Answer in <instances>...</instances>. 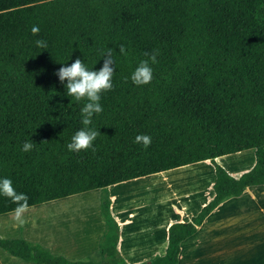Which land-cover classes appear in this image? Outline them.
<instances>
[{"label": "trees", "instance_id": "trees-1", "mask_svg": "<svg viewBox=\"0 0 264 264\" xmlns=\"http://www.w3.org/2000/svg\"><path fill=\"white\" fill-rule=\"evenodd\" d=\"M38 39L48 48L37 47ZM109 48L113 89L101 94L103 111L92 117L90 127L100 132L95 152L69 151L87 101L65 95L55 72L78 57L98 70ZM157 49L152 81L135 85L132 72L145 52ZM138 134L151 137L147 148L135 142ZM25 141L33 144L28 152ZM252 148L255 163L239 177L215 160ZM203 160L215 167L214 197L191 221L169 226L164 255L128 262L119 250L121 226L108 187ZM5 177L27 195L28 206L101 188L106 231L100 264H178L182 241L220 203L264 184V0H0ZM16 207L0 195V213ZM0 246L40 264H97L23 239H0Z\"/></svg>", "mask_w": 264, "mask_h": 264}, {"label": "crops", "instance_id": "crops-1", "mask_svg": "<svg viewBox=\"0 0 264 264\" xmlns=\"http://www.w3.org/2000/svg\"><path fill=\"white\" fill-rule=\"evenodd\" d=\"M247 151L251 153L255 149L227 154L215 160L219 163L220 160L234 158V161L226 162L225 166L221 165L232 176L239 177L256 160L252 154L246 159V166H243V161L235 160L239 154ZM201 164H209L214 170L192 168ZM215 181L213 162L203 160L110 185L108 189L112 199V212L121 226V254L130 263L150 262L154 256L164 255L168 245L169 226L176 222L191 221L214 197ZM80 194L88 195L89 200H48L28 206L19 219L15 209L0 213V239H23L41 244L51 253L70 260H92L100 264L103 259L100 244L106 231V221L101 210L102 189L95 188ZM263 199L264 184L249 186L242 195L230 197L220 203L205 218L198 231L182 241L178 264H264L261 254L254 262H239L246 256L243 255L245 245L253 246L241 242L254 241L256 233L216 232L221 223L244 218L241 216L244 208H255L257 212L264 213ZM225 207L238 213L228 215L224 213ZM254 223L257 224L258 221L254 220ZM218 239L227 241L223 250L214 243ZM247 252L252 257L258 254L257 250ZM0 264L40 263L26 261L0 246Z\"/></svg>", "mask_w": 264, "mask_h": 264}, {"label": "clouds", "instance_id": "clouds-1", "mask_svg": "<svg viewBox=\"0 0 264 264\" xmlns=\"http://www.w3.org/2000/svg\"><path fill=\"white\" fill-rule=\"evenodd\" d=\"M35 35L39 33V27L33 26L31 29ZM37 47L47 49V42L38 39L35 41ZM119 52L126 55V49L123 44L119 45ZM159 50L153 52H145L143 59L131 74L132 82L137 85L149 84L153 79L152 64L158 63L157 56ZM103 64L98 70L89 69L81 58H76L70 65H63L55 72L59 77V81L66 88L68 97H74L76 101L86 100L87 103L81 108V123L83 127L77 130L71 137V142L68 143L69 151L79 152L82 150L91 149L95 152L93 142L100 135L99 130L90 127L92 117L103 111L100 104L101 94L113 89L112 77L115 72V59L111 48L102 52ZM127 77L124 78V83H127ZM66 81V83H65ZM136 143H142L145 148L151 144V137L145 134H138L135 138ZM33 148V144L25 141L23 151L28 152ZM0 195L10 198L17 205L15 212L17 218L28 208V197L24 193H17L13 187L12 181L9 178H0Z\"/></svg>", "mask_w": 264, "mask_h": 264}, {"label": "rangeland", "instance_id": "rangeland-1", "mask_svg": "<svg viewBox=\"0 0 264 264\" xmlns=\"http://www.w3.org/2000/svg\"><path fill=\"white\" fill-rule=\"evenodd\" d=\"M251 154L253 156H255V152H249L247 151V153L245 154H239L235 160H241L243 161V166H246L248 164V159L249 156H251ZM234 161V158H227V159H223V160H220L219 163L222 164L223 166L226 165V162H232ZM251 167V166H250ZM194 170H204V169H213V166H209V164H201V165H196L194 167H192ZM81 193H84V192H81ZM58 200V199H57ZM59 200H63L61 202H64V201H68V202H72V201H81V200H89V197L88 195H81L80 193L77 194V196H73V195H70V196H67L66 198H59ZM264 203V199L262 200ZM85 203V202H83ZM264 208V206H263ZM261 210V208L259 209V211ZM233 212H237L238 211H235V210H229L225 207V212L226 214L228 215H231ZM249 212V213H248ZM256 213V215H255ZM242 219H236V220H229L228 222H223L221 223L219 226H217L216 228V232L217 233H221V234H225L226 232H231V231H237V232H253V233H256V238L254 241H247V242H241L243 244H251L253 246H246L244 247V249H246V251H244L243 249V255H246L245 258H241L239 262L241 263H250V262H254L257 258V256L259 254H261V259L264 260V213L261 212H257L255 208H251V209H248V208H244L243 211H242V214H241ZM253 216H255V218L253 219ZM262 219V220H261ZM254 220H257L258 223H254ZM216 244V247H219L221 248V250H223V248H225V244L227 243V241L225 239H218L214 242ZM253 250H257L258 251V254H255L254 257L250 256L252 255L251 253L247 254L248 252L247 251H253ZM223 262V257L221 258ZM210 261V260H209ZM207 263V262H206ZM205 263V264H206ZM220 264V262L218 263Z\"/></svg>", "mask_w": 264, "mask_h": 264}, {"label": "bare ground", "instance_id": "bare-ground-1", "mask_svg": "<svg viewBox=\"0 0 264 264\" xmlns=\"http://www.w3.org/2000/svg\"><path fill=\"white\" fill-rule=\"evenodd\" d=\"M91 218V217H90ZM86 222V221H85Z\"/></svg>", "mask_w": 264, "mask_h": 264}, {"label": "water", "instance_id": "water-1", "mask_svg": "<svg viewBox=\"0 0 264 264\" xmlns=\"http://www.w3.org/2000/svg\"><path fill=\"white\" fill-rule=\"evenodd\" d=\"M150 263V262H149Z\"/></svg>", "mask_w": 264, "mask_h": 264}]
</instances>
